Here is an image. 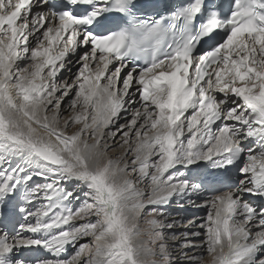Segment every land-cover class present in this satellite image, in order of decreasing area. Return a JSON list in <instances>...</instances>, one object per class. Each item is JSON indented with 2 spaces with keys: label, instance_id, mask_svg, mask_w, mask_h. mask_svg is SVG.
Segmentation results:
<instances>
[{
  "label": "snow or ice",
  "instance_id": "snow-or-ice-1",
  "mask_svg": "<svg viewBox=\"0 0 264 264\" xmlns=\"http://www.w3.org/2000/svg\"><path fill=\"white\" fill-rule=\"evenodd\" d=\"M80 49L76 80L57 83ZM233 168L201 243L182 234L190 264H264V207L243 199H264V0H0V264H177L161 208ZM42 250L54 258L23 257Z\"/></svg>",
  "mask_w": 264,
  "mask_h": 264
},
{
  "label": "rangeland",
  "instance_id": "rangeland-1",
  "mask_svg": "<svg viewBox=\"0 0 264 264\" xmlns=\"http://www.w3.org/2000/svg\"><path fill=\"white\" fill-rule=\"evenodd\" d=\"M82 53L80 52L78 55H76V57L73 59V60H76V61H79L80 63H81V66H82V62L79 60V55H81ZM81 66L79 67V68H77V69H72V68H68V70L65 72V75H64V78H63V80H62V82L63 81H65V82H67V83H73L75 80H76V77H77V74H78V72H79V70H80V68H81ZM60 81H58L57 83H59ZM74 92H75V89L72 91V92H70V94H69V98L68 99H66L67 97H65V99H64V101H63V103H62V109H64V115L65 116H67L68 115V111H67V109H68V104H69V101L72 99V98H74ZM132 118V115H131V111H129V113L128 114H125V116L122 118V119H120V120H118V124H120V125H123V124H126L130 119ZM113 131H115V129L113 128L112 129ZM109 143L110 144H113V143H115V144H118L119 143V134L117 135V137H116V140L115 141H112V140H109ZM120 151H122L121 149H119L118 147L116 148V150L115 151H111L110 153H109V155L112 157V158H116L118 155H119V153H120ZM5 166H7V165H5ZM34 181H36V182H43V180L41 179V178H39V177H34ZM138 188H140V189H145L146 187H147V185H146V182L145 183H137V185H136ZM64 187H65V185H64ZM66 190H68V191H71V190H73L72 188L71 189H69V188H65ZM80 191H82V192H84L85 190L84 189H82V188H80L79 189ZM177 202H180L178 199H177V197H176V200H174L173 198L170 200V202H169V204H167V205H165V206H163L162 208H161V211L164 213V216L163 217H158V218H160V219H162L163 221H164V223H165V225L166 224H168V223H170L168 220L171 218V217H173V215H169V214H166L167 213V211L165 210V209H170L169 207L171 206V208H174L175 209V207L173 206V203H177ZM184 205H189V203L187 202V203H183V205L182 206H179L178 204H176L175 206H177V210L178 209H183L184 210ZM179 206V207H178ZM188 207V206H187ZM150 208H151V206H150ZM190 208H192L191 207V205H190ZM179 211H181V210H179ZM171 212V211H170ZM179 214V213H178ZM207 214L208 213H206L204 216L206 217L207 216ZM174 215H176L175 213H174ZM89 219H91V220H93V222L95 221V217L93 216V217H90ZM145 219H147V218H145ZM178 224L177 225H174L173 226V228H175V229H179L178 231H180V232H178V234H176V235H178V236H182L181 234H183V233H187L188 235H187V240H189V241H191L193 244H194V242L195 243H197V245L198 244H200L201 243V238H198V239H193V237H192V235H191V233H193L192 231H190V229H186V231H184L183 229H181V227H185L186 225H187V222H186V220L183 218V219H178ZM141 227L142 228H147V225H146V223H144L143 221H141ZM194 227V226H193ZM199 227L197 226V227H195L194 229H193V231L194 232H196V231H200L201 232V230L202 229H198ZM165 231H167V227H165L164 228V232ZM168 231H169V229H168ZM167 231V232H168ZM183 231V232H182ZM203 231V230H202ZM165 235H166V237H167V243H168V246H169V250L171 251V252H173L174 253V255L172 256V259L174 260V261H177V264H190V262H189V260H187L186 258H183V256H181L180 258H179V260H177L176 258L177 257H175L176 256V252L177 251H186L185 249H182L181 248V244L185 241V239H186V237L184 236L183 237V239H181V238H177V236H175V238H173V236L172 235H170V234H168V233H165ZM201 236H203V232H201ZM178 239L177 241L178 242H176L175 241V239ZM141 239L142 240H144V241H147L148 239H149V237L147 236V235H144V236H142L141 237ZM82 241L84 242V243H88V244H90L91 243V237H85V238H83L82 239ZM198 241V242H197ZM173 242V243H172ZM180 242V243H179ZM173 244V245H172ZM174 244H175V246H174ZM197 251H195V250H193V249H191V251H189L188 252V254H191V253H193V252H196V254H194V255H191V256H195V255H199L200 254V252H201V250L200 249H196ZM182 255V254H181ZM157 259H158V257H157ZM211 258L210 257H208L206 254H205V262H206V264H207V261H209Z\"/></svg>",
  "mask_w": 264,
  "mask_h": 264
},
{
  "label": "bare ground",
  "instance_id": "bare-ground-1",
  "mask_svg": "<svg viewBox=\"0 0 264 264\" xmlns=\"http://www.w3.org/2000/svg\"><path fill=\"white\" fill-rule=\"evenodd\" d=\"M82 51L83 50H81L80 49V52L82 53ZM74 58L71 56L69 59H68V62H67V64L65 65V68H64V71H63V69L62 70H60L59 71V73H58V75L63 71V73L61 74V76L57 79V82L58 81H60L59 83H63V82H65V81H63L62 82V80H63V78H64V75H65V72L68 70V68H72V69H77V68H79L80 66H81V63L79 62V61H76V60H73ZM82 62V61H81ZM83 63V62H82ZM70 94V93H69ZM69 98V96L66 98V99H68ZM133 107H139V105H133ZM126 114H127V112H126ZM125 116V112L124 113H121V117L123 118ZM121 118V119H122ZM200 193V195H202V192H199ZM193 196H191L190 198H189V205H184V210L183 209H178V211L179 210H183L184 211V214L186 215V219H187V225L185 226V227H181V229H183L184 231H186V229H190V231H192V232H194L193 231V229L195 228V227H197V226H199L200 224H199V222H205V216H202L200 219H196L195 217L193 218V217H191L189 214H187V212H190V213H197V212H200V213H202V214H206V213H208V211H209V209L207 208V207H205L204 205H205V203H203V202H201L200 200H199V195L198 194H196L195 195V197H193ZM245 197V196H244ZM190 205H191V207L192 208H190ZM188 206V207H187ZM171 207V206H170ZM178 219H179V217H176V216H173V217H171L168 221L171 223V222H173V221H175L176 223L174 224V225H177L178 224ZM190 222H192V223H190ZM193 223H196L197 225L196 226H194L193 225ZM199 224V225H198ZM167 225V224H166ZM194 226V227H193ZM176 228V227H175ZM175 228H167V231H168V229H169V231L167 232V231H165V233H168V234H170V235H172L173 236V234L175 235V236H177V238L179 239V238H181V239H183V237H184V235H182V236H178V235H176V234H178V232H180V231H178L179 229H175ZM198 229H200V228H198ZM183 232V231H182ZM181 233V232H180ZM175 239V241L176 242H178L177 240L178 239ZM193 239H198V238H193ZM180 240V239H179ZM198 242V241H197ZM173 243V242H172ZM180 243V242H179ZM194 244H197V243H195L194 242ZM173 245V244H172ZM174 246H175V244H174ZM193 250H195V251H197L196 249L197 248H192ZM182 252L183 251H177L176 253V256L175 257H177L176 259L177 260H179V258L182 256L181 254H182ZM194 254H196V252H193V253H191V254H188L189 256H191V255H194Z\"/></svg>",
  "mask_w": 264,
  "mask_h": 264
},
{
  "label": "clouds",
  "instance_id": "clouds-1",
  "mask_svg": "<svg viewBox=\"0 0 264 264\" xmlns=\"http://www.w3.org/2000/svg\"><path fill=\"white\" fill-rule=\"evenodd\" d=\"M79 223H83V221H79V220H77ZM80 244H86V243H84L83 241H82V239L80 240Z\"/></svg>",
  "mask_w": 264,
  "mask_h": 264
}]
</instances>
